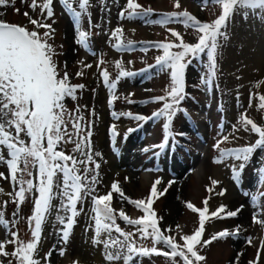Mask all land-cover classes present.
I'll return each instance as SVG.
<instances>
[{
    "label": "rangeland",
    "instance_id": "obj_1",
    "mask_svg": "<svg viewBox=\"0 0 264 264\" xmlns=\"http://www.w3.org/2000/svg\"><path fill=\"white\" fill-rule=\"evenodd\" d=\"M37 2L39 5L43 0ZM136 2L144 9L151 8L152 13L147 17L121 18L120 13L126 9L127 0H90L87 12L82 13L77 25L75 18L60 0H53L52 18H46V13H42L39 6L30 7L32 0H14V7L12 0H9L8 6H0V21L23 26L29 31L35 28L29 22L30 18L50 24L52 34L47 42L55 52L53 60L57 66L58 78H62L67 72L70 84L85 86L77 89L76 99L66 97L64 106L67 114L83 116L85 125L91 122L92 151L101 153L99 157L93 156L100 164L98 175L97 172L89 173V176L97 175L98 179L92 195H105L111 190V184L118 182L130 199H146L153 182L160 179L158 190H168L165 195L154 198L152 208L158 218L162 217L160 228L172 229L165 234L175 236L180 243L181 235H190L199 226L198 214L186 207L187 202L203 208V201L210 197L209 212L221 205L226 206L229 211H235L243 205L234 218H212L206 222L203 239H210L214 233L224 229L235 231L237 225L240 228L238 235L217 239L207 246H198L199 254L205 257L199 264H264V224L253 221L254 213H259L258 218L264 221V197H260V193H264V173L261 172L264 169V148L256 149L247 161L228 157L221 163L214 162L220 157V149L238 148L258 139L257 134L244 131L240 126L241 114H246L258 125L264 126V110L256 107L259 101L253 99V106L249 107L250 94L264 95V9L237 11L228 21L224 29L227 39L220 41L215 78L209 76L206 52L192 60L186 69L185 99L180 105L183 111L178 112L172 120L169 127L171 135L166 138L164 118L138 122L124 116L115 119L111 115L115 111L150 117L162 107L163 102L145 101L165 95L170 85L169 71L148 67L155 65L156 58L162 55V50L152 47L153 43H179L168 29L179 32L185 42H197V31L184 27L180 22L161 26L148 21H158L164 13L187 10L201 22L211 23L220 15L221 8L212 0H180L179 9L174 7L175 0ZM73 7L79 11L75 3ZM77 28L89 33L87 49L76 43ZM117 28L123 30L119 41L112 36ZM35 30L41 36L45 31L44 28ZM128 41L132 42L131 47L119 50L114 47L118 42L127 44ZM176 50L178 49H173ZM116 61H120L123 69L135 75L119 81L115 90L119 99L109 108V91L99 73L102 69H107L110 79H115L118 75ZM86 64L92 67L86 68ZM97 64H100L99 68ZM144 69L147 71H141ZM77 72H82L83 75L78 77ZM202 79L207 80V83H203ZM258 83L259 87L256 86ZM125 97L133 103H128ZM77 108L80 109L78 113ZM112 125L116 126L117 132L114 143L109 134ZM130 128L134 131L126 136ZM68 130L72 131L70 122ZM225 136L228 139L220 143L219 149L214 147ZM23 138L27 140V137ZM162 143L163 148L157 147ZM74 146V143L61 142L57 150L66 155H74L77 159H84L73 152ZM0 152L7 155L6 149L0 148ZM204 163L208 168L207 177L195 174ZM240 163L244 164L243 169H239ZM234 166L237 169L236 179H233ZM80 167L82 169L83 166ZM89 167L94 168V165L90 164ZM0 173L8 175L6 164L0 163ZM212 180L219 183L213 186ZM170 181L172 183L169 187ZM0 188L3 189L0 192V211L4 212V217L9 222L7 226L0 225V242L11 240L12 232H16L21 241L31 240L27 218L32 214L34 196L38 193L27 194L25 201L17 209L13 203V195L9 193L14 194L18 186L10 179L0 178ZM209 188L213 191L209 192ZM221 189H226L223 196L216 194ZM251 195L258 197L256 202L251 200ZM5 201L6 206H2ZM52 203L55 207L43 225L36 256L41 264H110L105 259L106 250L103 245L92 243L94 213L91 195L85 196L77 204L80 214L75 218L67 243L61 240V225L56 220L60 199H55ZM111 206L117 212L123 209L131 219L143 215L142 211L123 200L118 193H113ZM59 214L70 213L60 211ZM116 223L125 232H136V227L126 224L118 215ZM177 225L179 229L176 228ZM117 235L112 233L114 238ZM102 238H107V234H103ZM134 242L138 247H152V241L141 239L139 234L134 237ZM15 247L16 245L8 243L4 250L10 254ZM156 247L168 251L163 244ZM50 251L51 255L45 259ZM9 261L17 264L16 258L11 255H0V264H9ZM176 261L177 264H183L179 257H176ZM112 264L123 262L116 261ZM129 264H171V259L162 255L134 256Z\"/></svg>",
    "mask_w": 264,
    "mask_h": 264
},
{
    "label": "snow or ice",
    "instance_id": "obj_2",
    "mask_svg": "<svg viewBox=\"0 0 264 264\" xmlns=\"http://www.w3.org/2000/svg\"><path fill=\"white\" fill-rule=\"evenodd\" d=\"M221 8L220 15L211 23L201 22L187 10L162 14L158 21H148L149 23H158L166 26L170 22H180L186 28H193L198 33L196 43L185 42L181 34L174 29H168L174 41L153 43L152 47L162 50V55L158 56L155 65H149V68L159 67L161 70L169 71L170 85L166 89V94L152 98L148 102H163L162 107L153 112L150 117L131 112L117 113L111 112L115 119L121 116L133 119L135 121H147L161 117L165 119L164 129L167 136L171 135L169 131L170 124L178 112L183 111L180 108L185 99V76L186 69L193 59L199 57L202 53L207 54L209 61V76L215 78L217 72V55L220 48L221 39H227L224 31L228 21L237 11L248 9H264V0H212ZM14 7V0H12ZM66 10L75 18L78 25L82 13H86L90 0H60ZM74 3L78 6L74 8ZM9 0H0V6H8ZM53 0H43L38 5L37 0H32L30 7L39 6L42 13H46V18H52ZM174 7H181L180 0H175ZM17 12L19 9H15ZM152 9H144L136 0H127L126 9L120 13L121 18L132 19L137 16L147 17L152 13ZM28 16V13H25ZM29 22L35 26L34 30L29 31L23 26L10 24L0 21V148L6 149L7 155L0 152V163H4L8 169V175L0 173V178L10 179L18 186L13 195V203L17 209L25 201L29 193H38L34 196L33 210L29 216L28 224L32 239L24 242L18 238L16 232L10 235L11 240L0 242V255L16 258L17 264H41L36 258L38 255V246L41 240L43 225L46 223L48 214L55 207L52 203L55 199H60V205L57 208L56 220L61 228L59 233L61 240L67 243L71 230L75 224V218L80 214L77 204L82 202L85 196L91 195L93 207L92 220L94 221V236L92 243L94 245H103L105 259L112 262L122 261L123 264H129L134 256L162 255L171 259V264H177L176 257H179L183 264H199L205 260V257L199 254L198 246H207L217 239L235 236L239 234L240 226L237 225L235 231L228 229L214 233L210 239H203L205 225L209 219L234 218L243 208V205L235 211L226 210V206L221 205L215 211L209 212L208 202L210 197L203 201L204 207L197 208L191 202L186 203V207L193 213L198 214L199 226L192 234L180 236V241L172 235H166V232L172 229L162 230L159 226L162 217L158 218L152 208L154 198L158 199L167 192V188L158 190L161 180L153 182L149 196L146 199L132 200L127 197L119 187L118 182L111 184V190L105 195H92L95 192V185L98 183L97 170L100 164L93 156L99 157L101 153L92 151L91 144V122L86 125L83 123L84 117L74 114H67L64 106L66 97L76 99L77 89H83L85 86L72 85L69 83V75L64 73L62 78H58L57 66L53 60L55 54L52 45L47 40L51 38L52 26L41 22L39 19H29ZM44 28L43 36L35 30ZM123 30L117 28L112 36L118 41L122 37ZM89 33L76 29V43L85 49L88 48L87 37ZM132 42L127 44L118 42L114 47L119 50L125 47H131ZM173 49H178L173 51ZM103 61H100L102 64ZM97 64V67H100ZM86 68L92 65L86 64ZM115 67L118 69V75L115 79H110L107 69L100 71L105 87L109 91L107 101L109 108L113 107L114 101L119 99L115 90L122 78L131 77L135 73L123 69L121 62L116 61ZM147 71V69L141 70ZM78 77L82 72H77ZM203 83L207 80L202 79ZM259 87V83L256 85ZM128 103L132 100L125 97ZM253 99L259 103L256 105L258 110H264V95H252L249 97V107L253 106ZM77 113L80 111L77 108ZM68 115V120L65 115ZM71 123L72 131L68 130V124ZM240 126L244 131H250L258 135L254 143L232 149H220V157L214 162L221 163L224 159L231 157L237 161H247L249 157L258 148H264V126L258 125L246 114H241L239 119ZM250 126V127H249ZM115 125L110 126L109 134L113 138V143L117 132ZM238 130V129H237ZM134 129H128L126 136ZM182 135V133L180 134ZM23 137H27L25 140ZM73 137L76 139L73 140ZM228 137H223L217 141L214 147L219 149L220 143L226 141ZM74 143L73 152L78 153L84 159H77L74 155H66L63 151H58L59 144ZM157 147L163 148L164 144ZM147 151V149H145ZM94 165L90 168L89 165ZM80 166H83L82 169ZM244 164H239V169H243ZM35 169V172H33ZM90 172H97V175L89 176ZM264 173V169L261 170ZM237 169L233 167V179H236ZM29 177V178H26ZM127 179V178H126ZM169 182V187L171 186ZM215 186L219 182L211 181ZM209 192L213 189L209 188ZM0 192L3 189L0 188ZM113 193L135 206L137 210L143 212V215L136 219H131L123 209L117 212L111 206ZM226 189H221L217 195L223 196ZM250 195L249 193H244ZM264 197V193H260ZM258 197L251 195V200L256 202ZM7 202H4L6 206ZM70 213L60 215L59 212ZM118 217L126 224L136 227V232H125L116 223ZM259 213H254L253 221L264 224L259 218ZM8 221L4 217V212L0 211V225L7 226ZM179 229V225L176 226ZM112 233L118 234L115 238ZM107 234V238H102ZM139 234L141 239H151L152 247H138L134 242V237ZM122 237L123 239H120ZM250 242V238H249ZM11 243L16 245L9 254L6 252L5 245ZM264 243V242H262ZM163 244L168 251L158 249L156 246ZM51 255V251L45 259ZM63 255V250H61ZM259 259V252L257 253ZM11 264V261H9ZM253 264V262H250Z\"/></svg>",
    "mask_w": 264,
    "mask_h": 264
},
{
    "label": "bare ground",
    "instance_id": "obj_3",
    "mask_svg": "<svg viewBox=\"0 0 264 264\" xmlns=\"http://www.w3.org/2000/svg\"><path fill=\"white\" fill-rule=\"evenodd\" d=\"M196 160V159H195ZM195 164V163H194ZM192 170V169H191ZM195 174H198V176H203V177H207L208 175V168L206 166V164H202L200 165L199 169L195 171ZM152 176V175H151ZM228 193V192H227ZM174 197V196H173ZM229 198V196L227 197V199ZM172 202V201H171ZM171 207V206H170ZM171 210V209H170ZM171 212V211H170ZM173 215V214H172Z\"/></svg>",
    "mask_w": 264,
    "mask_h": 264
},
{
    "label": "trees",
    "instance_id": "obj_4",
    "mask_svg": "<svg viewBox=\"0 0 264 264\" xmlns=\"http://www.w3.org/2000/svg\"><path fill=\"white\" fill-rule=\"evenodd\" d=\"M150 239V238H149ZM150 241H151V239H150ZM152 256H155V254H153Z\"/></svg>",
    "mask_w": 264,
    "mask_h": 264
}]
</instances>
